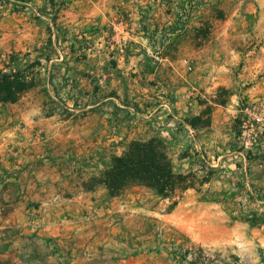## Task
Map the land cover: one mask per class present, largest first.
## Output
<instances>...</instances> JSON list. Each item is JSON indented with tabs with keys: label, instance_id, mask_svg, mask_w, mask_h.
Returning a JSON list of instances; mask_svg holds the SVG:
<instances>
[{
	"label": "crops",
	"instance_id": "crops-1",
	"mask_svg": "<svg viewBox=\"0 0 264 264\" xmlns=\"http://www.w3.org/2000/svg\"><path fill=\"white\" fill-rule=\"evenodd\" d=\"M158 1V9L143 6L132 8L127 14L126 28L131 32L129 57L131 64L135 63L131 73L141 78L137 64H145L151 48L163 45L162 49H172L163 51V66L167 65L163 70L164 92L178 95L183 90L178 84L180 80L192 85L193 91L199 87L211 91L217 109L212 113L210 126L204 128L231 124L226 112L229 109L217 103L216 96L219 87H225L233 97L242 85L254 79L256 71L264 69V0H231L237 3L219 10L221 16L213 14L215 22L204 30L196 24L194 13L190 18L177 16L172 8L163 10L167 0ZM254 11L259 13L255 14L257 20L252 15ZM123 28L118 26L119 36H126ZM253 29L259 38L253 41L260 44L258 53H254L255 48L243 49L238 43L239 39H250ZM204 36L208 39L202 41ZM186 60L192 64L191 70ZM122 61L119 56L114 62L117 68ZM118 94L114 90L108 98ZM104 101L83 108L95 111L93 124L86 121L96 128L95 143L98 137L99 141L103 138V131L100 134L97 128L104 126ZM131 104L125 103V107ZM135 104L131 108L138 114L144 112L145 122L156 127L153 115L159 108L152 110ZM161 106V132L173 141V125L182 123L183 106L178 99L172 106L167 102ZM204 109L200 108L196 115ZM69 122V119H31L25 114L2 121L0 264H198L199 247L215 251L212 264H233L234 258L245 264H262L264 232L260 223L235 218L237 213L241 214L240 208L232 212L228 204L204 198L203 192L195 188L183 191L184 196L169 212L163 210L168 198H161L143 186L110 197L98 181L103 168L97 165V153H73L68 148L71 136L61 127ZM183 124L195 134L199 130ZM86 140L84 137L83 141ZM173 144L175 162L187 161V157L179 156L184 144L180 141ZM91 158L94 162L89 161ZM207 160L210 164V160L216 161L214 156H208ZM253 207L259 214L256 204Z\"/></svg>",
	"mask_w": 264,
	"mask_h": 264
},
{
	"label": "rangeland",
	"instance_id": "rangeland-1",
	"mask_svg": "<svg viewBox=\"0 0 264 264\" xmlns=\"http://www.w3.org/2000/svg\"><path fill=\"white\" fill-rule=\"evenodd\" d=\"M53 1L57 7H60L56 27L40 9L46 6L50 10L51 0H28V2L0 0V68L9 63L12 66L18 64L24 67L37 58L40 50L47 51L53 47L50 38H53V41L58 38L57 44L60 50L59 55H55L54 60L42 70L41 83L22 94L16 103L0 106V127L3 124L2 121L9 118L15 120L22 114L31 119H69L70 122L66 127H61L67 135L71 136V143L67 144L68 148L73 153L96 152L97 165L98 167L102 165L104 170L111 157L121 154L132 139L161 133V128H163V106L161 104L164 102L172 106L174 100L178 99L183 106V118L195 116V112H198L200 108L208 107L211 108L212 116L215 108L217 109V106L213 104L215 103L213 92L201 87L193 91L192 85L187 84L186 80L178 82L183 88L178 95L170 91L169 93L164 92L166 83L163 79V70L167 65L163 66V51L170 52L172 49H162L163 45L151 48L145 64H137L142 72L141 78L134 77L131 73L135 68V63L131 64L129 57L131 56L130 43L122 46L118 37H115V23L126 22L127 14L132 8L139 9L144 6L143 9H158L160 7L158 0ZM104 2H106L105 6ZM236 3L237 1L231 0H167L165 5L163 4V10L172 8L177 16L183 14L188 15L189 18L191 13H194L196 24L204 30L208 24L213 25L212 22H215L212 19L213 14L221 16L218 13L219 10ZM255 14L259 16L258 11L253 12L254 18ZM178 20L177 18V22ZM250 36V39H239V46L243 49L249 46L250 50L255 48L254 53H258L260 44L253 42L256 39L259 41L254 29ZM207 39L208 37L204 36L202 41ZM73 46L74 54L71 52ZM161 49L162 52H160ZM119 56L123 61L122 66L117 68L114 62H117ZM53 63L55 65H52ZM189 65L192 67L190 62L187 67ZM50 70L53 74L52 84ZM188 70L191 69L188 68ZM251 82L249 80L242 85L241 91L233 97L224 92H220L219 96L218 93V98L226 100L221 105L230 109V104L241 102L248 95ZM114 90H117L119 94L115 98H108ZM102 99H105L103 103L104 126L102 128L98 126L97 131L99 133L103 131V138L99 141L98 137V142L95 143L96 128L86 124V121L93 124L96 119L95 111L83 108ZM125 103H132L131 107L139 103L140 108L150 107L152 110L158 107L159 110L153 115L156 127L149 126L145 122L144 112L138 114L133 110L134 107H125ZM186 107H188L187 111L184 110ZM226 112L231 124L227 125L226 122L225 126H221L218 123L217 127L209 129L199 126L196 134L183 123L173 125L175 132L172 142L180 141L184 147L191 145L195 151L198 149L200 153V157L195 161L197 164H193L194 159H188L178 161L177 165L182 170H187L192 164L194 168L198 167L204 155L214 156L216 160L220 157L219 165H213L215 168L213 179L199 192H203L201 195L204 198L228 204L232 212L240 208L241 214L237 213L233 216L245 220L250 218L252 223L257 225L260 217L253 209L254 200L249 192L253 176L250 171L246 172L240 157L235 158L230 154L234 148L235 125L229 110ZM206 116L204 118H207ZM17 135L15 134V137ZM84 137L87 138L86 141H83ZM216 145H219V148ZM89 161L94 162L92 158ZM210 162L214 164L213 160ZM138 188L139 185L130 184L126 189L137 190ZM149 196L152 197V195ZM183 196V191H178L166 199L163 203V210L169 212L174 202H178Z\"/></svg>",
	"mask_w": 264,
	"mask_h": 264
},
{
	"label": "trees",
	"instance_id": "trees-1",
	"mask_svg": "<svg viewBox=\"0 0 264 264\" xmlns=\"http://www.w3.org/2000/svg\"><path fill=\"white\" fill-rule=\"evenodd\" d=\"M15 1L28 2V0ZM40 9L56 27L60 7H57L56 3L51 0L50 10L46 6ZM52 39L50 38L53 47L47 51L40 50L37 58L24 67L18 64L12 66L9 63L0 68V106L16 103L22 94L42 82V70L54 60L55 55H59L60 51L57 44L58 38L56 41ZM71 52L75 53L74 46L71 47ZM52 75L50 70L51 84ZM220 92L230 94V90L225 87H219V96ZM216 101L219 104L226 102L225 99L221 100L218 96ZM135 106L139 105L135 104ZM205 116L207 118H204ZM182 123H186L193 129H197L199 126H210L211 108H205L198 115L183 118ZM174 148L172 140H168L162 132L134 138L121 154L111 157L98 181L106 187L110 197L120 196L130 184L143 186L161 198H170L178 191L191 188L200 191L206 183L213 179L215 168L209 164L206 155L202 157L200 165L194 168L192 165L197 164L195 161L200 157V153L195 151L193 146L187 145L181 150L179 156L180 158L187 157L189 160L194 159V161L189 169L182 170L175 162ZM176 204L177 202H174L171 208ZM247 220L252 222L250 218Z\"/></svg>",
	"mask_w": 264,
	"mask_h": 264
},
{
	"label": "built area",
	"instance_id": "built-area-1",
	"mask_svg": "<svg viewBox=\"0 0 264 264\" xmlns=\"http://www.w3.org/2000/svg\"><path fill=\"white\" fill-rule=\"evenodd\" d=\"M118 26H123L126 36H119ZM115 37H118L122 46L130 43V30L126 28V22L120 21L114 26ZM114 37V38H115ZM188 64V60H186ZM189 69L192 67L189 65ZM229 112L235 125L234 148L231 155L240 157L244 168L253 176L250 196L256 204L260 217V227L264 232V70L254 73L249 93L241 102L230 104ZM218 158L214 163L219 165ZM248 182V181H247ZM198 264H212L216 253L209 247H199L196 250ZM261 259L264 264V242L261 245ZM233 264H245L240 258H234Z\"/></svg>",
	"mask_w": 264,
	"mask_h": 264
},
{
	"label": "clouds",
	"instance_id": "clouds-1",
	"mask_svg": "<svg viewBox=\"0 0 264 264\" xmlns=\"http://www.w3.org/2000/svg\"><path fill=\"white\" fill-rule=\"evenodd\" d=\"M239 247L243 248L244 246L241 245V246H239Z\"/></svg>",
	"mask_w": 264,
	"mask_h": 264
}]
</instances>
